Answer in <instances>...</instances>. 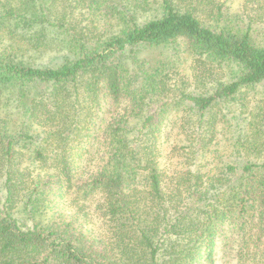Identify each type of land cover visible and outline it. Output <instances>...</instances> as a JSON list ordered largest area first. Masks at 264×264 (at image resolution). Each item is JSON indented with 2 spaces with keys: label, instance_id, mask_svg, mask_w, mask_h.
<instances>
[{
  "label": "trees",
  "instance_id": "1",
  "mask_svg": "<svg viewBox=\"0 0 264 264\" xmlns=\"http://www.w3.org/2000/svg\"><path fill=\"white\" fill-rule=\"evenodd\" d=\"M224 5L0 0V264H264V45Z\"/></svg>",
  "mask_w": 264,
  "mask_h": 264
},
{
  "label": "rangeland",
  "instance_id": "2",
  "mask_svg": "<svg viewBox=\"0 0 264 264\" xmlns=\"http://www.w3.org/2000/svg\"><path fill=\"white\" fill-rule=\"evenodd\" d=\"M224 5V12L227 13V19L232 21V24L238 28H251L252 33L255 37L256 42L264 45V0H221ZM201 16L204 20V17L207 16L206 13H201ZM148 52H145L146 55ZM163 51H151L152 58L155 60L153 63L160 67H168L169 72V80L172 83H179L184 86L188 91H196L200 92L202 90H208L210 84H214V82L218 81L219 78L226 79V73L220 69H214L211 67H205L206 65H199L195 58L189 56L188 54H184L181 52V56L172 55L170 58H166V55H163ZM34 60L37 62L44 61L46 58L45 55L34 56ZM47 59V58H46ZM144 60V59H143ZM205 67V68H204ZM214 69V70H213ZM208 70V71H207ZM206 80L202 87V81ZM178 85V84H177ZM180 85V87H181ZM208 86V87H207ZM203 88V89H202ZM173 115V121L176 120L179 122L178 113L171 114ZM172 141L168 144L162 137L161 140V148L163 150V154L167 156L168 154L171 156L172 162H178L180 159L179 151H171L172 147L176 144V139L173 137ZM199 163V162H198ZM19 209L15 210L18 218H22L21 222H26L23 219H26V215L21 212ZM21 212V214H19ZM222 241V242H221ZM223 240L218 239L216 241L215 252H214V260H216L217 264H236L235 261H232V257L229 256V253L226 248H222ZM230 260V261H229ZM198 264H205L200 262Z\"/></svg>",
  "mask_w": 264,
  "mask_h": 264
}]
</instances>
